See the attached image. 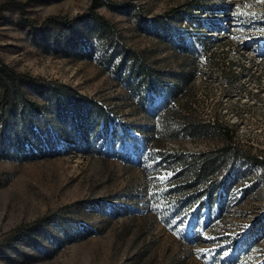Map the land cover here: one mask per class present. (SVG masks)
Returning a JSON list of instances; mask_svg holds the SVG:
<instances>
[{"label": "rangeland", "instance_id": "obj_1", "mask_svg": "<svg viewBox=\"0 0 264 264\" xmlns=\"http://www.w3.org/2000/svg\"><path fill=\"white\" fill-rule=\"evenodd\" d=\"M91 1L0 0V264H264V0Z\"/></svg>", "mask_w": 264, "mask_h": 264}, {"label": "trees", "instance_id": "obj_2", "mask_svg": "<svg viewBox=\"0 0 264 264\" xmlns=\"http://www.w3.org/2000/svg\"><path fill=\"white\" fill-rule=\"evenodd\" d=\"M99 5H100V3L98 2V0H92L90 2L89 7L87 8V10L84 14L76 15L75 17H73L71 19H58V18H52V17L46 18L44 20V22L40 25V27H38L37 30L45 31L50 26H59L61 28L67 29V28L71 27V25L74 24L75 22H82V20H84V19H86L87 21H90L94 24L100 25L105 29H109V28H107L108 25H107L106 21L104 20V18L96 13V9L99 7ZM105 5H106V3H105ZM23 22H24V24L28 25L31 28H34V26H35L34 23L31 21L24 20ZM129 68H130L131 74L134 75L135 77H137L138 80H140V81H143L146 78H151V75H152L151 73H153L151 70L141 67L135 61H133L131 63ZM39 83H42V82L38 79H33L30 77L24 76L20 73H15L12 70H9L8 68H6L0 62V85H2L3 87H5V88L9 87V88L14 89L16 87H19L21 84L36 85ZM78 99L86 100L81 95H76L75 100H78ZM98 110H99V108H98ZM221 131L224 132L223 129H221ZM188 136L189 137H198L199 135L197 134V132H190V133H188ZM227 150H228V148L223 149L224 152H226ZM211 155H212L211 153L199 154L197 156V160L198 159L200 160L201 157L203 159L204 156L207 158H210ZM249 160H250V162H257L255 159H249ZM210 162H211L210 164L205 163V160L201 162V166L199 167L198 172H197L196 177H195L196 180L200 179L201 175H203L206 178L207 175H210L216 171V166L214 165V160H212ZM190 198H192V197L186 196V198H185L186 203H188L187 201H189Z\"/></svg>", "mask_w": 264, "mask_h": 264}]
</instances>
